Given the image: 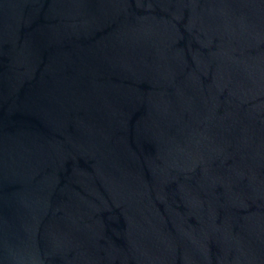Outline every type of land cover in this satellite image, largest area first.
I'll return each mask as SVG.
<instances>
[{"label": "water", "instance_id": "1", "mask_svg": "<svg viewBox=\"0 0 264 264\" xmlns=\"http://www.w3.org/2000/svg\"><path fill=\"white\" fill-rule=\"evenodd\" d=\"M0 264H264V0H0Z\"/></svg>", "mask_w": 264, "mask_h": 264}]
</instances>
